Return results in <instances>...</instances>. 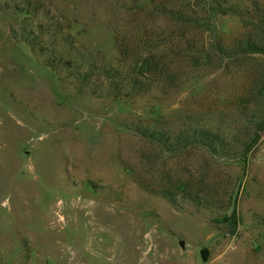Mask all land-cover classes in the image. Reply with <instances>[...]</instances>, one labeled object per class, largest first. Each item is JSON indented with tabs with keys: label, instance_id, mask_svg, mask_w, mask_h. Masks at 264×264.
Segmentation results:
<instances>
[{
	"label": "rangeland",
	"instance_id": "rangeland-1",
	"mask_svg": "<svg viewBox=\"0 0 264 264\" xmlns=\"http://www.w3.org/2000/svg\"><path fill=\"white\" fill-rule=\"evenodd\" d=\"M24 1L39 3L105 64H117L116 40L141 23L180 77L132 101L78 92L9 37L26 16L18 10ZM155 1L190 22L146 14L152 0H0L2 264H264V54L228 58L212 46L241 37L250 20L218 14L208 0ZM226 1L247 11L264 3ZM133 125L206 126L257 139L245 162L200 151L166 155L179 182L184 168L203 173L219 201L172 204L131 175L152 150Z\"/></svg>",
	"mask_w": 264,
	"mask_h": 264
},
{
	"label": "trees",
	"instance_id": "trees-1",
	"mask_svg": "<svg viewBox=\"0 0 264 264\" xmlns=\"http://www.w3.org/2000/svg\"><path fill=\"white\" fill-rule=\"evenodd\" d=\"M214 12L221 15H234L248 18L244 28L247 31L241 37L222 42L215 41L214 51L223 57L234 58L238 55L264 54V3L254 1L252 9L229 3L226 0H208ZM26 5L16 10L24 11L26 16L20 26L10 29L9 37L23 41L42 64L54 71L61 81H68L76 91L89 96L110 101H132L153 88L171 86L179 77L174 61L161 57L155 37L148 29L138 25V29L127 40H116L118 52L117 64H105L97 55L87 52L79 46L72 35L51 17L39 3L24 1ZM146 14H162L177 23H189L191 18L163 1L152 2ZM187 42L190 43L188 40ZM190 47V46H189ZM183 47L184 54L189 48ZM192 47V46H191ZM258 93L263 88L257 87ZM136 133L152 146V150L140 155V167L132 170L133 179L145 191L162 196L172 204L189 202L196 206L217 207V189L200 173L196 177L188 168H184L187 177L179 182L173 169L166 163V155L182 156L190 151H200L212 158L222 157L245 162L247 154L257 139L247 133H237L226 137L206 126H192L171 132L163 127L133 125ZM148 171L155 179L146 177ZM199 171H205L201 166ZM235 224V209L229 216ZM0 264H2L0 262Z\"/></svg>",
	"mask_w": 264,
	"mask_h": 264
}]
</instances>
